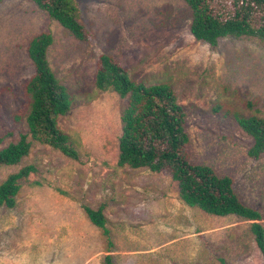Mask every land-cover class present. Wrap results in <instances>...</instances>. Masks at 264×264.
I'll return each mask as SVG.
<instances>
[{
    "label": "rangeland",
    "instance_id": "374dc122",
    "mask_svg": "<svg viewBox=\"0 0 264 264\" xmlns=\"http://www.w3.org/2000/svg\"><path fill=\"white\" fill-rule=\"evenodd\" d=\"M74 1L87 41L32 0L0 3V149L28 132L24 86L34 75L28 43L50 31L51 67L74 99L59 125L79 142L82 159L35 143L21 164L0 169L1 184L24 166L38 168L22 182L16 206L0 207V264H106V241L83 204L106 205L114 264H264L251 222L186 206L166 172L119 167L127 100L94 85L103 54L117 58L136 81L171 85L187 112L190 160L231 176L264 225V155H248L253 139L236 120L264 117V43L196 41L185 0Z\"/></svg>",
    "mask_w": 264,
    "mask_h": 264
},
{
    "label": "trees",
    "instance_id": "16d2710c",
    "mask_svg": "<svg viewBox=\"0 0 264 264\" xmlns=\"http://www.w3.org/2000/svg\"><path fill=\"white\" fill-rule=\"evenodd\" d=\"M3 0H0V3ZM80 41L89 39L74 0H32ZM192 12L190 32L198 42L216 47L223 38H253L264 43V0H185ZM54 38L50 31L34 36L28 43V57L34 75L24 90L30 99L28 132L15 143L0 149V169L17 166L27 158L35 143L49 146L66 158L81 162L80 144L59 125L74 103L68 88L57 78L49 50ZM97 91H113L126 99L121 114L122 135L119 143V167L168 173L179 185V197L188 207L198 208L216 217L236 216L251 222V231L264 255V225L260 211L245 205L231 176H220L212 167L190 160L187 112L176 92L167 83L147 84L136 81L130 69L109 54L99 57L94 75ZM243 131L253 139L248 155H264V117L236 116ZM1 141V140H0ZM38 173L35 165L22 167L0 184V207L12 209L22 188ZM34 185L41 186V182ZM90 222L102 232L107 244L106 264L113 263L115 247L105 214L106 205L97 209L82 205Z\"/></svg>",
    "mask_w": 264,
    "mask_h": 264
}]
</instances>
